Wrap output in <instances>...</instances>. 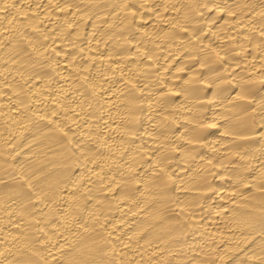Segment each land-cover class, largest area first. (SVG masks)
<instances>
[{
    "label": "bare ground",
    "instance_id": "obj_1",
    "mask_svg": "<svg viewBox=\"0 0 264 264\" xmlns=\"http://www.w3.org/2000/svg\"><path fill=\"white\" fill-rule=\"evenodd\" d=\"M0 264H264V0H0Z\"/></svg>",
    "mask_w": 264,
    "mask_h": 264
}]
</instances>
